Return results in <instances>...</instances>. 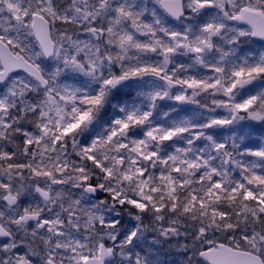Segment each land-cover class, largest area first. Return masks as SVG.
Instances as JSON below:
<instances>
[{"label":"snow or ice","instance_id":"1","mask_svg":"<svg viewBox=\"0 0 264 264\" xmlns=\"http://www.w3.org/2000/svg\"><path fill=\"white\" fill-rule=\"evenodd\" d=\"M0 264H264V0H0Z\"/></svg>","mask_w":264,"mask_h":264}]
</instances>
